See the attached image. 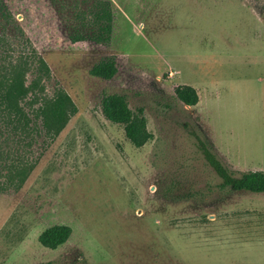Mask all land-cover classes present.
I'll return each instance as SVG.
<instances>
[{
  "label": "rangeland",
  "instance_id": "rangeland-1",
  "mask_svg": "<svg viewBox=\"0 0 264 264\" xmlns=\"http://www.w3.org/2000/svg\"><path fill=\"white\" fill-rule=\"evenodd\" d=\"M3 1L49 68L44 94L61 88L76 111L54 137L36 103H20L25 128L0 118V264H264V192L219 186L197 147L234 172L264 171V0H109L105 45L69 42L56 12L91 0ZM1 31L10 55L29 50ZM107 55L114 75H90ZM107 93L142 109V146L101 114ZM51 224L70 227L54 249L36 240Z\"/></svg>",
  "mask_w": 264,
  "mask_h": 264
},
{
  "label": "trees",
  "instance_id": "trees-1",
  "mask_svg": "<svg viewBox=\"0 0 264 264\" xmlns=\"http://www.w3.org/2000/svg\"><path fill=\"white\" fill-rule=\"evenodd\" d=\"M51 1L53 4V0ZM79 1L73 4L76 5ZM56 12L62 19L69 42L87 40L105 45L110 41L113 16L109 0H91L87 8L77 9L69 18H63L57 8ZM10 27L24 38L29 45V50H18L13 56L3 49L1 30H8ZM116 63L114 55H107L93 63L88 73L102 79H109L117 70ZM26 74L30 75L27 82ZM49 78L48 66L32 47L23 30L16 24L4 1L0 0V118L6 125L13 130L27 126V113L24 111L23 104H20L25 100L24 103L29 106L37 104L35 117L40 120L43 132L53 137L57 135L69 116L76 111V107L69 95L59 87L54 88L51 95L44 94L45 83L43 82ZM174 94L184 105H194L197 101L195 89L186 84L176 85ZM99 106L103 117L119 125L123 136L133 147H140L151 138L142 109L131 110L124 95L103 94L99 100ZM197 147L205 162L219 177V186L234 191L264 192V171L234 172L221 162L207 141L198 138ZM69 234V226L51 224L37 234L36 240L40 246L54 249L64 243Z\"/></svg>",
  "mask_w": 264,
  "mask_h": 264
}]
</instances>
